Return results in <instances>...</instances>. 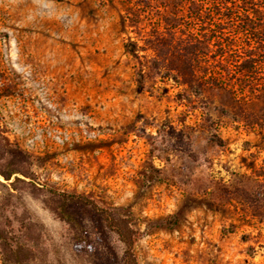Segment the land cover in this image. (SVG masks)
Instances as JSON below:
<instances>
[{
  "label": "rangeland",
  "instance_id": "374dc122",
  "mask_svg": "<svg viewBox=\"0 0 264 264\" xmlns=\"http://www.w3.org/2000/svg\"><path fill=\"white\" fill-rule=\"evenodd\" d=\"M50 188L140 264H264V0H0V264H121Z\"/></svg>",
  "mask_w": 264,
  "mask_h": 264
},
{
  "label": "trees",
  "instance_id": "16d2710c",
  "mask_svg": "<svg viewBox=\"0 0 264 264\" xmlns=\"http://www.w3.org/2000/svg\"><path fill=\"white\" fill-rule=\"evenodd\" d=\"M127 49L130 52L135 53L136 48L133 42L128 43ZM244 64H241L243 68ZM19 172L18 169L14 168L13 166L9 167L8 171L4 172L2 175L6 179H10L14 173ZM50 191L55 193L61 199V213L65 219H69L70 223L77 224V220H71V216L68 212H66V205H77V206H87L94 210L101 218L103 219L104 223L114 231L123 245V251L121 254V264H140L136 255L135 251V243L137 238L142 234L139 227H137L133 220L129 218V216H123L120 211L117 209H112L108 207H104L96 202L94 199L77 193H69L64 191H59L54 188H50ZM179 222V217L177 214H170L162 219L155 220L154 223L160 224L163 226L172 227L175 226ZM81 249L85 251L89 250L87 246L83 244H79Z\"/></svg>",
  "mask_w": 264,
  "mask_h": 264
},
{
  "label": "bare ground",
  "instance_id": "6f19581e",
  "mask_svg": "<svg viewBox=\"0 0 264 264\" xmlns=\"http://www.w3.org/2000/svg\"><path fill=\"white\" fill-rule=\"evenodd\" d=\"M9 8V7H8Z\"/></svg>",
  "mask_w": 264,
  "mask_h": 264
}]
</instances>
